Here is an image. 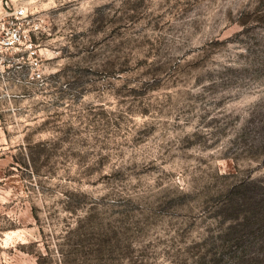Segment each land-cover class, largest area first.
<instances>
[{"label": "rangeland", "instance_id": "obj_1", "mask_svg": "<svg viewBox=\"0 0 264 264\" xmlns=\"http://www.w3.org/2000/svg\"><path fill=\"white\" fill-rule=\"evenodd\" d=\"M0 264H264V0H0Z\"/></svg>", "mask_w": 264, "mask_h": 264}, {"label": "built area", "instance_id": "obj_2", "mask_svg": "<svg viewBox=\"0 0 264 264\" xmlns=\"http://www.w3.org/2000/svg\"><path fill=\"white\" fill-rule=\"evenodd\" d=\"M7 21L10 23H14L15 19L21 18V17H25L26 13L23 7L21 6H14L8 13H7ZM19 25L15 24V27H13L9 33L5 36L4 40L6 41V43L8 44H12L14 42L20 41L22 32L19 28ZM37 64V62H35V65Z\"/></svg>", "mask_w": 264, "mask_h": 264}, {"label": "trees", "instance_id": "obj_3", "mask_svg": "<svg viewBox=\"0 0 264 264\" xmlns=\"http://www.w3.org/2000/svg\"><path fill=\"white\" fill-rule=\"evenodd\" d=\"M263 218V217H262ZM262 221H263V219H262Z\"/></svg>", "mask_w": 264, "mask_h": 264}]
</instances>
